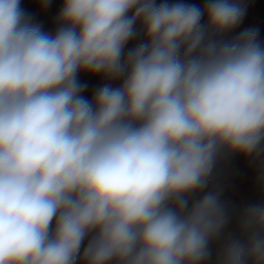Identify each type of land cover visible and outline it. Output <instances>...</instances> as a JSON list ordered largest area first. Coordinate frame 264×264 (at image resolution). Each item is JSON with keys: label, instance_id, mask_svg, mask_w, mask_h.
<instances>
[{"label": "clouds", "instance_id": "clouds-1", "mask_svg": "<svg viewBox=\"0 0 264 264\" xmlns=\"http://www.w3.org/2000/svg\"><path fill=\"white\" fill-rule=\"evenodd\" d=\"M246 12L61 0L49 33L0 0V264H264V202L235 209L215 183L241 156L264 192ZM81 74L104 81L90 98Z\"/></svg>", "mask_w": 264, "mask_h": 264}, {"label": "rangeland", "instance_id": "rangeland-1", "mask_svg": "<svg viewBox=\"0 0 264 264\" xmlns=\"http://www.w3.org/2000/svg\"><path fill=\"white\" fill-rule=\"evenodd\" d=\"M157 3L164 0H156ZM176 2V0H168ZM187 4L203 5L205 0H182ZM247 6V12L243 23L237 32L254 28L259 32V39L264 41V0H243ZM40 0H21L23 9L30 15L33 23L39 24L45 32L55 31L56 16L61 7V0H51L50 6L41 10ZM132 45L130 44L129 47ZM80 80L87 83L85 96L91 97L95 88L101 86L104 81L99 77H90L81 74ZM258 165L241 156H233L223 161L216 172L215 183L222 191V199L235 209H240L247 204L264 202V192L257 184ZM230 227H234V224Z\"/></svg>", "mask_w": 264, "mask_h": 264}]
</instances>
